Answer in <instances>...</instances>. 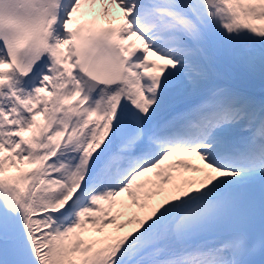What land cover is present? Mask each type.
Listing matches in <instances>:
<instances>
[{
    "label": "snow or ice",
    "instance_id": "1",
    "mask_svg": "<svg viewBox=\"0 0 264 264\" xmlns=\"http://www.w3.org/2000/svg\"><path fill=\"white\" fill-rule=\"evenodd\" d=\"M0 264H264V0H0Z\"/></svg>",
    "mask_w": 264,
    "mask_h": 264
},
{
    "label": "rangeland",
    "instance_id": "2",
    "mask_svg": "<svg viewBox=\"0 0 264 264\" xmlns=\"http://www.w3.org/2000/svg\"><path fill=\"white\" fill-rule=\"evenodd\" d=\"M109 11H110V9H109ZM156 199H158V198H154L152 202L154 203ZM131 227H133V225H129V228H131ZM125 231H127V229H125Z\"/></svg>",
    "mask_w": 264,
    "mask_h": 264
}]
</instances>
